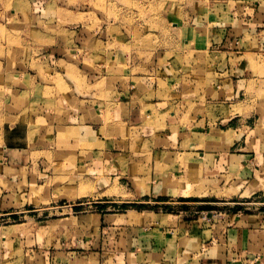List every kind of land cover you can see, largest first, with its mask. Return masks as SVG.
Masks as SVG:
<instances>
[{
	"label": "crops",
	"instance_id": "obj_1",
	"mask_svg": "<svg viewBox=\"0 0 264 264\" xmlns=\"http://www.w3.org/2000/svg\"><path fill=\"white\" fill-rule=\"evenodd\" d=\"M163 9L172 14L175 6ZM184 18L182 34L217 24L206 56L213 73L197 78L210 80L203 88L189 87L184 64L157 77L120 48L109 57L107 27L69 30L47 49L24 46L23 26L21 49L0 40V207L46 211L29 201L35 178L55 179L51 190L69 189L76 200L182 209L73 217L68 210L86 204H65L66 217L49 222L59 250L52 263L43 252L34 264H264V102L252 97L264 82V0L214 1L197 28ZM55 161L63 165L56 175ZM78 169L88 188L81 197L78 182L60 181H77ZM233 203L238 216L236 207L213 223L188 219L198 206Z\"/></svg>",
	"mask_w": 264,
	"mask_h": 264
},
{
	"label": "rangeland",
	"instance_id": "obj_2",
	"mask_svg": "<svg viewBox=\"0 0 264 264\" xmlns=\"http://www.w3.org/2000/svg\"><path fill=\"white\" fill-rule=\"evenodd\" d=\"M214 1L223 0H0V22H6L8 26L7 32L4 29L0 30V40L3 43L7 41L14 49H21L20 41L16 38L20 36L23 26V28H26L23 38L27 44H24V46L31 48L39 44H45V47H39L47 49L49 42L54 37L57 40H65L69 30L81 31L80 35L82 36V33L89 34L91 28L107 27L109 57L112 55L111 51L113 49L120 48L127 55L143 62L150 70L153 69L152 72L157 77L160 73L163 76L171 77L176 68L184 64L181 73H183L184 79L189 81V87L198 86L203 88L204 84L207 85L210 80H198L197 78H200L199 76L202 73H206V77L209 78L210 70L213 73V68L207 67L206 56L210 50L209 38L213 35L212 31L214 27H217V24L208 21L197 28L196 26L202 24L199 23L197 17L202 14L204 8L209 7ZM166 2L174 4V13H167L166 15L163 9ZM183 15H185L183 21L186 22L187 26L197 28V30L188 29L183 34L177 30L180 25L178 23L181 22ZM9 35L13 37L11 38ZM42 35H46V39L49 41L44 43L40 41ZM110 62L111 60L108 59L107 64H110ZM250 62L255 67L254 71L261 68L254 61ZM124 66L120 65L121 68ZM201 67L205 69L207 67V70L197 72V69ZM39 70L41 71V67ZM258 70L257 73L262 74V71L259 72L260 70ZM45 72L48 73V70H45ZM158 83H161V81L158 80ZM261 89V92H257L252 96L253 101L264 102V82L261 83ZM257 128L262 127L260 125ZM59 170H63V165L61 162L57 161L56 163L55 161V175L59 173ZM85 173V171L78 169L76 173L79 176L77 181L74 180V175L71 179L67 178L60 181L67 180V185L72 187H75L74 182H78V188H74V191H78V196L79 194L86 195L88 188L84 187L82 179ZM32 182L29 196H33L29 201L35 206L33 210H47L33 213L31 212L32 209L28 208L26 204L17 206L18 209L16 210H5L4 206L0 207V264H34L39 261L43 252H46L45 256H48V262L52 263L59 248L56 245V234L53 237L48 234L54 230L56 233V225L50 228L49 222H52L51 220L56 219V217H66V212H61L60 208L64 207L65 204L68 206V203L70 205L86 204L68 210V215L73 217L105 212L121 213L124 210H145L172 215L182 211L181 207L178 206L158 204L110 205L100 203L105 199H99L98 195L96 198L95 196H87L88 198L76 200L70 198L75 194L68 196L69 189L62 190L57 194L56 188L51 190L53 185L56 186L55 179L53 182L50 179L48 182V179H46L36 183L35 178H33ZM38 185L40 186L38 187ZM41 185H45L44 189ZM42 194L46 197L44 200L41 198ZM62 198L66 200L59 201ZM50 201L52 202L50 203ZM157 201L164 200L159 199ZM198 207L193 209L194 211L191 212L189 220L200 217L194 212L208 213L219 210L227 212V215H232L237 206L234 208L219 206L218 208L212 207L209 210L199 209ZM238 207L239 211H242L241 207ZM38 229H47V231L37 232Z\"/></svg>",
	"mask_w": 264,
	"mask_h": 264
},
{
	"label": "built area",
	"instance_id": "obj_3",
	"mask_svg": "<svg viewBox=\"0 0 264 264\" xmlns=\"http://www.w3.org/2000/svg\"><path fill=\"white\" fill-rule=\"evenodd\" d=\"M237 205L236 204H230V205H227L225 207L227 208H234L236 207ZM242 211H237L235 213L236 216H238ZM197 213L198 215H200V219L203 221V222H207V223H211L213 221H216V220H219V219H224L226 218L227 216H229V214L227 215V212H221L219 210H213V211H210V212H195Z\"/></svg>",
	"mask_w": 264,
	"mask_h": 264
},
{
	"label": "trees",
	"instance_id": "obj_4",
	"mask_svg": "<svg viewBox=\"0 0 264 264\" xmlns=\"http://www.w3.org/2000/svg\"><path fill=\"white\" fill-rule=\"evenodd\" d=\"M236 210H239V207H237Z\"/></svg>",
	"mask_w": 264,
	"mask_h": 264
}]
</instances>
